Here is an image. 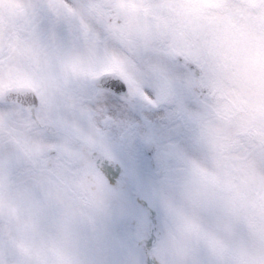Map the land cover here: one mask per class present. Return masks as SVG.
<instances>
[{"label": "snow or ice", "instance_id": "6c2138e0", "mask_svg": "<svg viewBox=\"0 0 264 264\" xmlns=\"http://www.w3.org/2000/svg\"><path fill=\"white\" fill-rule=\"evenodd\" d=\"M125 88L126 103L191 126L203 163L163 129L111 114L106 90ZM114 128L155 145L180 182L197 178L181 210L191 244L161 234L151 264H264V0H0V264H19L18 214L31 246L63 245L72 206L86 221L71 240L77 264H110L97 257L119 198Z\"/></svg>", "mask_w": 264, "mask_h": 264}, {"label": "rangeland", "instance_id": "374dc122", "mask_svg": "<svg viewBox=\"0 0 264 264\" xmlns=\"http://www.w3.org/2000/svg\"><path fill=\"white\" fill-rule=\"evenodd\" d=\"M111 98L118 103L121 102L120 99L115 97H108V99ZM138 102L140 101H134V104L137 105ZM188 106L193 111L197 108V105L191 100L188 101ZM134 113V120H138L137 114L140 112L134 110ZM147 114V124L158 131L163 129L166 142L170 140L172 143L177 144L187 159L203 163V151L194 139L195 134L191 126L180 124L177 121H169L165 118L166 112L163 108L152 109L148 107ZM137 124H139V122L134 123L133 125ZM120 143L122 146L127 144L122 138ZM137 144L140 146L141 142L134 143V150L137 149ZM111 148L117 167L116 169H113V172L127 177L126 181H123L124 183H126L128 179L130 180L129 174L127 173L129 167L131 166L132 169L134 166L140 165L138 172L135 171L131 173V183L133 187L142 190L145 195L138 191H130L133 195L138 194L132 199L135 202L140 201L143 203L142 206L144 207V212L148 213V211L153 210L156 217H153V221H150L148 217L142 221L143 212L141 211L140 205L132 201L131 198H127L124 190L118 191L119 198L113 203L110 212L111 214L102 218L100 221V227L107 238V244L105 252L97 258L101 261H109L110 264H134V249L140 247L142 252L141 258L143 259V262L146 263L145 261L148 262L151 255L149 254V251L144 248V241L148 240L150 241V244H154L165 227V216L161 203L162 194L168 196H175L177 194L180 175L175 171L165 172L159 161L158 150L154 154L156 164L155 168L152 169L149 167L150 163L147 157L140 155L138 150L137 155H135L134 151H126L125 148L119 149L114 148V146H111ZM120 150L125 151L129 157L133 156L135 163L131 165L129 160L132 158H125L124 154L122 155L119 153ZM168 167L169 169L175 170L177 164L175 161H171L169 162ZM117 169L120 171H116ZM159 170H161L160 175L158 174ZM114 180L120 181L116 177ZM117 181H112V179H110L109 183H115L113 187L118 190L119 187L116 183L119 182ZM118 214H132L134 216L125 215V217L122 218L117 216ZM137 240H139L140 243L137 242ZM142 259L138 257L136 258L135 256V260H137L138 263L142 262Z\"/></svg>", "mask_w": 264, "mask_h": 264}, {"label": "clouds", "instance_id": "9594fccd", "mask_svg": "<svg viewBox=\"0 0 264 264\" xmlns=\"http://www.w3.org/2000/svg\"><path fill=\"white\" fill-rule=\"evenodd\" d=\"M197 187V178L187 175L177 188L175 196L162 198V207L165 216V227L162 232V242L168 246L191 244V240L183 230L181 210L190 209L192 191ZM17 221V216L11 217ZM9 219L8 213H0V222ZM18 223L21 232V243L17 246L19 264H77L78 257L72 250L71 240L74 232L86 225L84 217L79 210L72 206L67 210L63 222L58 228V233L64 244L50 241L42 246H31L28 242L33 236V228L25 223L23 214H18ZM27 242V243H26ZM208 257L216 258V251L208 246L206 248Z\"/></svg>", "mask_w": 264, "mask_h": 264}, {"label": "flooded vegetation", "instance_id": "af4514ba", "mask_svg": "<svg viewBox=\"0 0 264 264\" xmlns=\"http://www.w3.org/2000/svg\"><path fill=\"white\" fill-rule=\"evenodd\" d=\"M147 250V249H146ZM147 254V253H146ZM150 254V253H149ZM149 261V260H148ZM146 264H151V262H149V263H146Z\"/></svg>", "mask_w": 264, "mask_h": 264}]
</instances>
